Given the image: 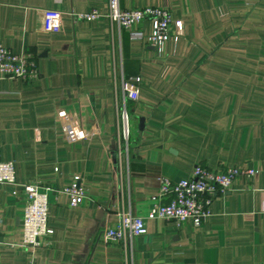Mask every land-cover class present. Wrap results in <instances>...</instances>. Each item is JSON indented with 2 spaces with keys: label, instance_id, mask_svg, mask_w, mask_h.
<instances>
[{
  "label": "crops",
  "instance_id": "obj_1",
  "mask_svg": "<svg viewBox=\"0 0 264 264\" xmlns=\"http://www.w3.org/2000/svg\"><path fill=\"white\" fill-rule=\"evenodd\" d=\"M168 7L183 24L158 49L152 23L131 36L106 15L108 0H0V42L37 59L30 81L0 79V264H264V0H121ZM97 9L103 17L76 19ZM140 76L139 99L123 85ZM130 118L120 152V114ZM143 119V125H141ZM204 164L253 168L197 226L149 218L159 176ZM75 175L85 199L63 192ZM51 187V244L24 250L23 184ZM123 212L145 219L129 245L102 232Z\"/></svg>",
  "mask_w": 264,
  "mask_h": 264
},
{
  "label": "built area",
  "instance_id": "obj_2",
  "mask_svg": "<svg viewBox=\"0 0 264 264\" xmlns=\"http://www.w3.org/2000/svg\"><path fill=\"white\" fill-rule=\"evenodd\" d=\"M107 17L119 27L130 31L131 36L143 37L141 32L133 31L134 27L144 21L152 23V32L147 35V41L156 48H162L168 39H177L182 33L183 24L174 21L168 7H132L121 5V0H108ZM105 15L97 9L87 13L76 14V19L94 20ZM39 74L37 59L26 52L15 53L0 42V79H21L30 81ZM140 76L131 77L123 85L128 99H139L138 83ZM121 131L118 135L119 150L128 148L130 135V118L126 109L120 114ZM256 174L253 168L237 167L235 165L221 166L216 169L204 164L193 167L189 177L173 181L168 177L159 176L158 193L152 197L153 204L148 213L149 218H162L173 221L178 226L187 220H192L197 226L203 224L211 215V205L216 196L227 193L239 177L251 178ZM0 183H16V171L12 161L0 159ZM26 203L21 216L23 232L19 247L24 250L41 245H49V235L52 229L48 226L51 187L40 181L23 184ZM72 206L79 205L86 197L84 186L79 175H75L70 183L63 188ZM147 232L145 219L123 212L113 226L106 227L102 232L105 244L124 243L129 245L134 236Z\"/></svg>",
  "mask_w": 264,
  "mask_h": 264
},
{
  "label": "water",
  "instance_id": "obj_3",
  "mask_svg": "<svg viewBox=\"0 0 264 264\" xmlns=\"http://www.w3.org/2000/svg\"><path fill=\"white\" fill-rule=\"evenodd\" d=\"M141 125H143V119H141Z\"/></svg>",
  "mask_w": 264,
  "mask_h": 264
}]
</instances>
